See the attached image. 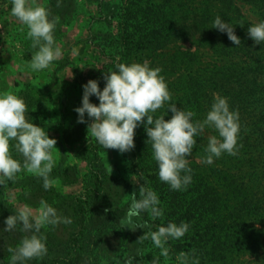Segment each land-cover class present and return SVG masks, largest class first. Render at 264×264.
<instances>
[{
    "label": "trees",
    "instance_id": "trees-1",
    "mask_svg": "<svg viewBox=\"0 0 264 264\" xmlns=\"http://www.w3.org/2000/svg\"><path fill=\"white\" fill-rule=\"evenodd\" d=\"M243 6H248L255 12L257 16L255 23L264 20V0H113L112 2L97 0L98 17L94 20L104 24L102 27L105 31H98L96 37L90 33L89 42L98 51L101 62L95 73L83 75L81 85L89 79H96L102 89L104 86L102 74L116 70V64L142 63L147 60L150 67H160L162 69L160 74L165 78L173 79L172 84L178 89L174 98V101L179 103L177 108L194 111L196 115L193 120L204 118L212 103L213 93L226 96L230 110L236 109L239 112L238 136L242 137L241 149L253 147L255 146L253 142L263 140L260 129L261 124H264V41L256 44L248 36L247 28L255 23L245 17ZM216 15H220L234 26V32L240 38L241 44L234 45L228 40L226 33L212 28V21ZM186 43L189 45L188 49H181L180 46ZM204 56H207L205 61ZM81 85L78 86L82 92ZM17 95L23 97L27 105L26 115L34 124L41 126L34 108L36 100L32 98L27 86ZM164 112L165 110H156L153 115L155 117ZM166 112L165 120L171 117L169 112ZM87 122L86 120V123H77L64 135L66 143L78 139L83 141L78 155L86 162L88 170L92 173L88 181H84L85 189L82 194L62 195L52 186L45 190L39 177L23 175L22 171L14 180L0 186V225L3 227L6 217L16 211L6 197V190L20 185L24 190L21 196L31 207H39V201L43 199L72 218L71 224L47 226V232L57 235L60 231L67 234V239L56 246L60 249L56 251L58 256H66L63 261L80 257L82 250L87 248L85 244L89 243L85 239L87 232H85L84 207L105 208L111 204L112 198L108 195L109 190H106V181L103 179L106 176L104 174L106 169L101 163V154L110 150L114 155L120 156L118 150L103 149L96 142L87 130ZM209 134L216 132L214 129L206 128L201 135L195 137L196 144L192 153L196 158L201 159V163L192 159L189 161V166L192 171H228L221 169V166H228L230 159L224 153L219 158H215L212 165L208 166L203 162L202 157L206 155L204 149ZM146 139V132L141 124L135 129V146L127 152L131 155V162L134 161L135 166L138 167V171H157L156 163L152 159L150 142ZM12 154L15 158H20L14 150ZM94 168L101 173L95 174ZM74 171L72 167L58 165L52 169L51 177L59 178L63 183H73L76 180ZM154 176L148 178L150 186L154 190H159L165 202H171L172 191L166 183H160V180ZM213 191H215L213 186L209 185L206 193L209 195L202 197L199 200L200 204L196 203L192 207L194 209L200 207L204 213L207 208L212 211L219 209L221 207L219 192ZM237 192L239 193L238 190L233 189L231 193ZM259 208L258 200L254 202L245 197L229 212L232 213V217L234 216L231 224L217 220L216 217L210 219L208 225L204 226L200 218H196L191 223V230L195 233L205 228L214 232L222 231L227 239L226 248L234 249L239 245L237 248L240 249V245L246 243H243V234L237 227L246 224L243 220L245 214ZM171 217L170 215L167 220H171ZM41 231L44 232V228ZM9 234L20 239L26 235L25 232L20 231L19 225ZM7 254L12 255L10 248L7 244H0V264H9L5 259Z\"/></svg>",
    "mask_w": 264,
    "mask_h": 264
},
{
    "label": "rangeland",
    "instance_id": "rangeland-1",
    "mask_svg": "<svg viewBox=\"0 0 264 264\" xmlns=\"http://www.w3.org/2000/svg\"><path fill=\"white\" fill-rule=\"evenodd\" d=\"M11 2L12 0H0V92H12L17 95L27 86L32 98L36 100L33 106L36 108L38 123L45 129L49 138L56 140L54 147L58 152L53 150L56 161L54 167L60 165V167H72L75 170L76 180L73 183H63L61 179L55 178L51 186L62 195H80L85 189L84 181H88L92 171L88 170L86 162L78 155L83 141L78 139L66 143L64 135L77 124V113L73 109L81 103L82 92L78 85L83 83V75L95 73L101 62L98 51L89 42L90 33L96 37L98 31H105L102 27L104 24L94 20L98 17L97 0H62L59 7L55 0H35V3L49 7L52 14L58 18L54 33L55 42L63 52L60 59L53 61L54 67L39 72H34L30 67L31 56L35 49L32 47L31 38L27 36V26L22 25L11 14ZM242 10L248 20L257 22V16L250 7L243 6ZM188 47L187 43L180 46L181 49H188ZM73 48L76 49L75 54H73ZM203 59L205 61L207 56ZM165 81L171 93L170 102L178 107L179 103L174 101L178 89L172 84L173 79L165 78ZM90 101L97 104L96 98H90ZM157 110H165L169 112V116L172 115L166 109V105ZM86 120L88 125L90 119L87 117ZM261 125L262 141H255L253 142L255 146L241 149L242 137L240 136L237 154L224 153L230 159L228 166H221V169L228 171H192V181L185 190H171V202H165L164 196L159 193V190H155L164 208V216L153 220L150 214L141 213V218L148 220L153 225V230L156 225L167 224L172 220L176 223L181 221L190 223V229L183 237L168 241L170 256L169 258L161 256L160 264H176V255L181 251L190 250H195L200 264H264V124ZM188 159L201 163V159L196 158L193 153ZM101 163L106 169L104 171L106 176L103 177L106 181L105 187L109 190L108 195L112 199L111 204L105 208L84 207L85 232H87L85 239L89 241L85 244L87 248L82 250L80 257L63 261L66 256H58L56 251L60 249L56 246L67 239V234L59 231L56 235L53 232H47L48 229L45 227L43 233L47 237V255L43 258H32L28 264H123V259L132 254L134 264H150L151 259L159 255V249L153 246L151 240L143 242L138 240L146 229L137 228L132 231L119 226V220L130 202V195L133 192L138 193L136 179L143 174L148 182L151 175H155L154 177L160 180L157 171H138V167L135 166L134 161L131 162V155L127 151L116 156L112 151L107 150L101 154ZM94 170L95 174L101 173L96 171L97 168ZM22 173L35 175L27 170H22ZM114 180L118 181L114 182ZM209 185L213 186L215 190L213 192H219L221 207L215 211L207 208L204 213L202 208L194 209L192 206L196 203L200 204L199 200L209 195L206 194ZM233 189L238 190L239 193L232 194ZM22 191L24 190L21 185L6 190V197L16 211L27 204L21 196ZM245 197L254 202L258 200L260 208L245 214L243 220L246 224L237 227L243 234V243H246V245H240V249L237 248L239 245H236L234 249L226 248L227 239L222 231L214 232L212 229L205 228L195 233L191 230V223L196 218H200L204 226L208 225L210 219L216 217L217 220L231 224L234 216L232 217V213L229 214V212ZM170 215L171 220H167ZM20 225L22 226V222ZM4 227L0 225V229ZM25 234L29 233L25 231ZM19 241L20 238L13 237L9 232L0 235V244H7L8 248L17 246ZM138 249L140 256L135 255ZM10 256L11 254L5 256L9 262Z\"/></svg>",
    "mask_w": 264,
    "mask_h": 264
},
{
    "label": "clouds",
    "instance_id": "clouds-1",
    "mask_svg": "<svg viewBox=\"0 0 264 264\" xmlns=\"http://www.w3.org/2000/svg\"><path fill=\"white\" fill-rule=\"evenodd\" d=\"M55 2L57 7L62 4V0ZM10 12L22 25L27 26V36L35 49L30 60L31 69L39 72L54 67L53 61L60 59L63 52L55 42L58 18L52 14V10L35 3V0H12ZM212 28L226 33L234 45L241 44L234 26L220 15L213 19ZM247 34L256 44L264 41V20L250 25ZM72 51L76 53L75 48ZM115 69L102 74V89L96 79H89L81 85V103L73 109L77 113V123H86L87 114L90 119L87 130L103 149H115L120 153L132 150L135 146V129L143 124L160 181L166 182L170 190L180 191L185 190L192 181L188 157L196 144L195 137L206 128L214 129L216 134L207 137L206 155L202 157L204 163L211 164L225 152L237 154L240 147L239 112L230 110L226 96L213 93L212 103L204 118L193 120L196 115L194 111L177 108L175 103L170 102L171 93L165 78L160 75V67H150L145 60L142 63H118ZM91 96L97 98L98 104L90 101ZM165 105L172 113L171 117L164 119L166 111L154 117L156 110ZM26 108L23 97L12 92H0V186L14 180L22 170H27L39 177L47 190L54 183L51 172L56 163L53 150L58 152L54 147L56 140L49 138L43 127L32 122L26 115ZM12 150L20 158H15ZM135 183L138 184V193L130 195L119 226L132 231L146 229L138 240H151L153 246L159 249V255L154 256L150 264H160L161 256H170L168 241L183 237L189 231L190 223L168 221L167 224L156 225L153 230V225L142 219L141 213L150 214L155 220L164 216V208L157 192L143 174ZM71 223L70 216L64 215L46 200L41 199L37 209L28 204L22 205L6 217L5 227L0 229V235H3L19 225L21 232L29 233L23 235L17 246L10 248L12 255L9 264H28L32 258H43L48 248L47 237L41 229ZM135 255L140 256L139 249ZM123 264H134L133 254L124 258ZM176 264H200V261L195 250L181 251L176 255Z\"/></svg>",
    "mask_w": 264,
    "mask_h": 264
}]
</instances>
